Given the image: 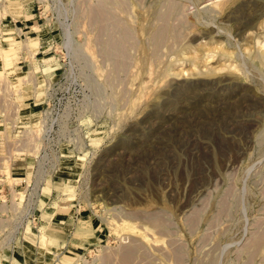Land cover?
<instances>
[{"label":"rangeland","instance_id":"obj_1","mask_svg":"<svg viewBox=\"0 0 264 264\" xmlns=\"http://www.w3.org/2000/svg\"><path fill=\"white\" fill-rule=\"evenodd\" d=\"M0 264H264V0H0Z\"/></svg>","mask_w":264,"mask_h":264}]
</instances>
